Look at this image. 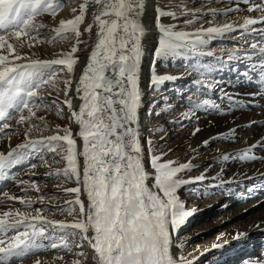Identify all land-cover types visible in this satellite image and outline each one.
<instances>
[{"label": "snow or ice", "instance_id": "snow-or-ice-1", "mask_svg": "<svg viewBox=\"0 0 264 264\" xmlns=\"http://www.w3.org/2000/svg\"><path fill=\"white\" fill-rule=\"evenodd\" d=\"M244 3L249 4L250 0H244ZM89 4L95 5V11L92 13V23L87 24L83 31L91 33L95 26L96 42L75 87L81 101L78 111L72 110V102L67 99L72 88L70 79L64 81L63 89L66 97L64 103L72 110L71 116L79 127L76 135L83 141L81 151L70 128L57 126L56 134L36 138L31 133L33 129L40 128L33 122V109L45 107L39 91L46 86L55 88L57 72L63 70L54 66L66 65L68 73L74 70L76 58H73V54L82 43L79 26L85 21ZM60 7V0H0V132L12 127L8 121L14 114H19L17 125H28L24 131L26 142L11 147L6 154L0 152V176H5L9 169L27 161L34 154L45 164V151L62 154L67 161L63 175L69 178L74 176L80 185L64 189L77 194L74 201H66V204L79 205V213L73 221L52 220L42 215L43 208L33 209L31 198L24 199L3 192V197L18 200L25 210L15 208L0 213V264H12L14 257L35 255L41 247L38 241L48 238L46 233L49 227L78 230L81 239L86 240L94 251L96 264H193V260H187L183 255L177 257L172 251L173 233L194 213V210L186 209L178 190L202 182L206 176L201 174L182 178L180 174L193 167L190 161L163 160L166 153L154 154L151 156L154 184L149 186L147 181L150 175L142 162L138 111L141 103V40L145 32L141 17L145 11V0H84L78 10L73 9V13L78 11L73 19L61 20L59 27L53 29L57 35L69 31L75 34L77 43L67 58L45 60L37 58L34 53H25L24 49L31 48L32 41L39 37V30L46 27L38 23L37 18L43 14L54 17ZM236 10H239L238 6ZM248 11L264 13V0L250 4ZM163 16L175 19L176 13L157 9V25L161 33L154 52L157 59L193 53L213 56L215 54L210 50L204 52L202 49L216 35L236 31L237 28L255 31L249 26L264 23V15H261L258 19L245 17L238 25L229 22L188 32L177 30L175 25L160 24V17ZM249 47L258 49L264 57V45L252 43ZM246 56L251 59L250 54L246 53ZM228 59L239 57L233 51ZM259 67L264 76V60ZM216 70L200 69L202 79L196 82L208 83L203 78ZM174 79L176 77L171 75L153 74L151 83L159 85ZM199 103L208 105L209 101ZM25 110L27 115L24 114ZM151 143L148 141L149 145ZM204 143L207 145L209 141ZM253 147L255 145L245 149L237 158L255 159ZM80 156L83 157L82 179ZM229 158L223 157L225 160ZM36 167L35 163L30 164V168ZM19 183L28 181L21 180ZM81 188L87 195V205L78 198ZM36 190L39 191L38 188ZM43 200V196L39 197L41 203ZM60 210L67 215L75 211L73 207ZM233 239L243 241L246 236L236 233ZM60 241L58 244L53 240L48 247L56 249L63 246L71 251L65 237L62 236ZM79 255L83 257V253ZM35 264L44 262L37 259ZM72 264H82V261L77 259Z\"/></svg>", "mask_w": 264, "mask_h": 264}, {"label": "rangeland", "instance_id": "rangeland-1", "mask_svg": "<svg viewBox=\"0 0 264 264\" xmlns=\"http://www.w3.org/2000/svg\"><path fill=\"white\" fill-rule=\"evenodd\" d=\"M161 1L164 2L166 0ZM83 2L84 0H60L62 7L58 9L54 17L49 14H43L38 17L37 22L46 25V27L39 30V37H37V40L32 41L33 46L31 48H25L24 52L27 54L34 53L37 58L45 60L61 58L59 56H61L62 52L67 55L68 51H64L63 48L61 49V47L57 45L66 41L68 42L66 43L68 47L72 48L73 46H76L77 40L75 34L69 31L57 35L53 29L59 27L61 20L73 19L74 16L78 14V11L73 13V9L78 10L79 5ZM167 2H169V0H167ZM147 3L149 2L145 0V12H147L146 14L148 17L150 16L151 11L149 5H146ZM161 9L168 11L164 6H161ZM94 11L95 5L89 4L85 21L79 26L82 32L79 39L82 43L78 45V51L73 55V58H76L73 72L68 73L66 65L54 66L57 69H63L62 71L57 72L55 88L49 86L42 88L39 91V96L43 97L45 107L39 110L33 109L35 112L34 117H43L45 120H48L50 127L53 128L55 132L57 126H60V128L71 129L72 125L75 123L71 116V111L74 110V103L76 102L75 95L73 93V88H71L67 96V99H70L72 102V110H70L64 103V100L66 99L63 94L64 81L70 79L73 87L79 79L74 80V76L80 57H82V55L87 57L90 56L92 42L96 38L97 29L94 26L91 33L84 32L83 29L87 24L92 23V13ZM175 13V19L171 16H163L160 21L166 25H175L176 29L180 30L184 25L183 18L185 15H183L182 12ZM160 36L161 35H159L158 38H160ZM216 37H219V35H216ZM216 37L213 39L215 40ZM45 41L47 44L46 48L55 45V53L52 54L53 56L48 54L47 49L44 46ZM210 41L211 39L209 42ZM209 42L202 51H205L209 46ZM142 43H144V40L141 41V47L144 54V44ZM45 50L46 52H44ZM203 56L206 55H197L193 53L190 55L186 54L184 56L169 57L167 59H157L154 56L153 63L151 64L154 73L156 75H171L176 77V79L165 81L163 84L159 85H153L150 83L140 87L141 92H143V90L145 92L146 88L150 90L149 94H152L151 98L147 97L150 100L143 103V100L145 99L142 98L143 100H141L140 103L142 104V112L148 121V137L152 139L150 145L151 150L149 149L150 155L148 156L149 162L152 155L166 153V155L163 156V160L171 159L181 163L189 161L192 163L193 167L190 171L180 174L182 178H193L206 173L208 176L213 175L212 178L206 177L202 182L189 184L178 190V195L185 203L186 209L190 211L194 210L193 215L187 219L178 231L173 233V239L177 243L176 246L181 250L180 256L183 255L187 260H193V264H240L241 261L246 258L256 259L262 257L261 259H264V233L261 235L258 233L257 241L260 243H253L251 247H248L251 251L250 253H246V257L238 255L237 253L235 254L236 260L234 262H232L229 256L228 258L230 260L226 257L227 255L233 256L234 253H236L235 251H241L243 247L249 245L247 244L245 246V243L249 241H242L240 243L238 241H233V239H228L231 229H246L248 226L254 224L253 222L260 220L264 216L263 188H257L256 192L251 195V193L247 191L249 187L248 184L245 186L243 185L241 189L239 187L230 188L231 182L230 180H227L228 177L232 176L230 172L227 173V171H225L226 177H220V175L216 173V169L222 163L237 166L244 165L246 160L238 159L237 157L240 154H233L232 150H234V148H232L223 152L221 155L222 158L219 162H213V158L219 154L217 150L225 148V146L221 147L224 141L220 139L211 140L205 148L201 146L198 154L189 151L191 147V133H193V129H196L194 126H197L199 123L198 114L203 110V104L198 102L206 99L201 90L205 89L207 85L212 83L213 79H209L207 76V85L196 82V85L192 86L193 88H198L196 97L193 96L195 94L194 91H192V87L188 88L184 85H180V81H182L181 79L186 74L185 64H192L199 70L202 68H208L206 64L208 62L207 59L211 57ZM65 58H67V56ZM198 79H202V77ZM189 89H191V91H188ZM185 97H190V101L194 98H198V102L195 106H193V104L184 105L186 102ZM37 102H39V98ZM58 111L60 114H58ZM247 111L251 110L248 109ZM24 114H28L27 110H25ZM206 114L207 113L203 112V115ZM216 115L219 118H222L227 114L218 111ZM18 118L19 114H14L13 118L8 121L12 127L9 130H5L0 135L1 138L5 137L4 140H7L2 148V152L5 154L11 147L26 142L24 131L28 125H17L16 121ZM242 137L243 135L241 134L239 140ZM142 148H144L143 145ZM58 151H60V149H58ZM43 155L47 160L46 164L34 154L27 161L9 169L11 171L10 178L5 177L0 182V201H2L0 202V213L15 208L25 210L24 205L20 204L18 200H8L3 197V192H8L10 196L23 197L24 199L31 198L33 200V209L43 208L44 211L42 215L49 219L73 221L74 217L79 213V205H69L66 204V201H74L77 198V194L66 192L64 189L74 188L80 185L76 183L74 176L69 178L63 175V170L67 167V161L62 158V154L57 155L56 153L45 151ZM258 155L260 156L261 154ZM224 156H229L230 158L225 160L223 159ZM78 160L82 178V166L80 165L81 156L78 157ZM33 163L37 165L35 169L30 168V164ZM58 172L60 175H57ZM32 173H35V175H32ZM21 180L28 181V183L21 184L19 183ZM33 182L35 186H33ZM252 185L254 184L251 183V186ZM36 188H38L39 191H37ZM233 191L236 193L238 191L239 197H245L243 202L239 201V204L232 205L235 202V199H230ZM41 196L44 197L42 203L39 201V197ZM78 198L84 202L81 193ZM228 199L231 202L229 203L231 207L226 210L220 209L222 204ZM243 205H247V207H245L244 210L237 211V209ZM69 207L75 209L72 215H67L66 212L60 210L68 209ZM11 234L12 233H9V235ZM46 236L48 238L38 241L39 244L43 243L47 246V249L44 252L41 253L40 251L35 255L30 254L24 258L12 260V264H35L37 259L44 262V264H72V261L77 259L81 260L82 264H94V251L86 240L81 239L78 230H64L59 227H49ZM62 236L67 240L68 248H70L71 251H68V249L63 246L56 249L48 247L53 240L60 244V238ZM233 242L234 245L232 246ZM217 244L222 246L214 247V245ZM78 245H80V247H78ZM242 252L244 251L242 250ZM80 253H83V257H87V259L84 260L83 257L79 255ZM57 254L59 257H62V259L50 258L47 260V258L53 257L52 255L57 257ZM203 255L204 257H202ZM198 258H201V260ZM196 260H199V262L196 263Z\"/></svg>", "mask_w": 264, "mask_h": 264}, {"label": "bare ground", "instance_id": "bare-ground-1", "mask_svg": "<svg viewBox=\"0 0 264 264\" xmlns=\"http://www.w3.org/2000/svg\"><path fill=\"white\" fill-rule=\"evenodd\" d=\"M146 5H149L151 14L147 17V12L144 11L143 16L141 17V22L144 25L145 32L142 37L144 40V54L141 59V66H140V87L142 85H148L151 83V77L154 73L152 70L151 64L153 63L154 59V52L156 47L158 46L159 38L158 36L161 35L159 27L157 25V9L161 6H164L165 9L168 11L173 12H182L185 17L183 18L184 25L180 30L194 32L201 27H209V26H220L224 23H234L236 25L242 23L243 18L251 17V18H259L264 13L260 11H252L249 12L248 8L250 4L260 3L261 0H250L249 4H245L244 0H169V2L161 0H147ZM175 5V6H174ZM177 5V6H176ZM239 7L237 11L236 8ZM231 9V11H228ZM180 14V13H179ZM183 17V16H182ZM161 20V17H160ZM159 20L160 24H163ZM191 20V23H185V21ZM166 25V24H163ZM167 26V25H166ZM251 29H255V31H249L241 28H237L236 31L227 32L223 35H219L216 37L215 40L211 39L209 42V46L205 49L204 52L211 51L215 55L210 56L211 58L207 59V67L208 68H215L216 71L211 72L210 74L206 75L203 79H206L207 76L209 79H213L211 86L207 85L205 89H202V93L205 95L206 99L208 100V105H202L203 110L199 115V123L196 129H193L192 138H191V147L190 150L194 154H198L201 146L205 148L211 140L213 139H220L224 141L221 147L224 149H219L217 152L219 154L213 158V162H219L222 158L223 152H226L232 148H234L233 154H241L245 149L252 147V154L255 156V159H248L245 161L243 165H230V164H220V166L216 169V173L220 175V177H226L225 171L227 173L230 172L232 176L228 177L227 180H230L231 187L230 188H242L243 185H249L247 191L253 195L257 188L264 189V76L261 75V70L259 65L261 64L264 57L259 54V50H252L249 45L252 43H258L264 45V23H258L256 25L249 26ZM179 30V29H178ZM95 33V32H94ZM222 36V37H221ZM146 37V38H145ZM141 40V41H142ZM48 41V40H47ZM68 41V40H67ZM96 42V38L92 42V48L94 47ZM68 42H61L57 46H60L61 49L63 48L64 51L67 50L70 53L71 48L67 46ZM245 43V44H244ZM46 41L44 42V46L46 48ZM55 45L46 48L48 54L55 53ZM91 48V49H92ZM235 51L236 56L239 59H228V55L230 52ZM46 52V50L44 51ZM61 52V51H60ZM247 54L251 55V59H248ZM65 55V56H62ZM74 55V54H73ZM66 53H61L59 57H66ZM203 57H208L203 56ZM88 57L82 55L79 59V63L76 67V73L74 76V80H77L83 68L86 67ZM206 60V59H205ZM255 65V67H254ZM186 67V74L181 79L182 81L180 85H184L186 87H192L196 85V80L201 78L199 69L192 64H185ZM79 81V79H78ZM76 82L73 85V93L75 95V103H74V110L78 111V107L81 103L79 97L75 93ZM204 85V86H205ZM202 88V87H200ZM204 88V87H203ZM194 91L193 96L196 97L198 88H193ZM145 92H141V100L143 103L145 101L150 100L149 98L152 97L150 95V90L145 88ZM188 91H191L189 89ZM200 92V91H199ZM149 94V96H148ZM149 97V98H147ZM201 97V96H200ZM231 97V99L229 98ZM143 98V99H142ZM186 99V100H185ZM185 103L193 104L195 106L198 102V98H194L190 101V97H185ZM202 100V101H203ZM200 102V101H199ZM198 102V103H199ZM256 102V103H255ZM138 111L139 117V133H140V142L141 146L143 145V164L145 166V170L149 173L150 178L147 181L149 186L154 184V179L152 178L154 175V169L151 167V160L149 162V155H150V145L148 141H152L151 138L148 137V129H147V118L142 112V104ZM215 105V107L213 106ZM197 108V107H195ZM250 109L251 111H247ZM218 111H222L226 113L225 117L219 118L216 114ZM203 112L207 113L203 115ZM222 114V113H219ZM206 117V118H205ZM33 122L37 125H40V130H33L31 133L33 138L38 136H49L56 134L55 130L50 127V123L48 120H40L38 117H33ZM49 123V124H48ZM53 125V124H52ZM56 128V127H55ZM199 129V131H196ZM72 133L77 140L78 149L82 151L83 141L82 138L78 137L76 133L79 131V127L77 124L72 125ZM3 132H0V135ZM243 135V137L239 140V136ZM3 138V137H2ZM0 137V152H2V148L4 147L7 140H4L5 137L2 139ZM205 141H209L207 145H205ZM239 143V144H237ZM237 144V145H236ZM258 154H261L260 156ZM145 155V156H144ZM80 165L83 169V157L81 156ZM213 165V164H212ZM214 168V167H213ZM81 169V170H82ZM204 170V169H203ZM207 174V173H206ZM206 177L212 178L213 175ZM209 174V173H208ZM11 171L8 170L5 176H0V182L3 178L7 177L10 178ZM82 179V178H81ZM251 183L254 185L251 186ZM155 190V189H153ZM235 191V189H234ZM232 192L230 199H235L234 204H239L238 202H243L245 197H239L238 191ZM245 191V192H247ZM81 195L87 205V195L81 188ZM239 198V199H238ZM238 199V200H237ZM234 201V200H233ZM230 200L228 199L226 202L222 204L220 209L226 210L230 208L231 205ZM247 205L240 206L237 211L244 210ZM254 224L248 226L246 229L238 230V229H231L228 239H233L236 233H244L246 239L243 241L246 247H243L241 251H235L233 256L227 255L226 257L231 258L232 262L236 260V255H247L246 253H250L248 247H251L252 244H258V233H264V216L260 220L253 222ZM227 239V240H228ZM236 242V240L233 239ZM242 242V241H238ZM232 243V242H231ZM42 244V245H41ZM41 247L37 253L41 251L44 252L47 249V246L41 243ZM176 241L173 239V253L177 257L180 256V249L176 246ZM234 245V242L232 246ZM221 250V249H220ZM242 250L244 252H242ZM63 251V249H62ZM206 254V253H205ZM30 255V254H29ZM28 256V255H26ZM24 256V257H26ZM53 257L47 258H59L52 255ZM225 256V255H223ZM20 257V258H24ZM204 257V255L202 256ZM246 257V256H245ZM264 257V254H263ZM20 258H13L20 259ZM35 258V257H34ZM195 258V257H194ZM193 258V259H194ZM228 258V259H229ZM262 257H258L256 259L246 258L241 261L240 264H263L264 259ZM37 259V258H36ZM201 260V258H198ZM190 260V259H189ZM196 260V263L199 262ZM230 260V259H229ZM194 262V261H193ZM240 262V261H239ZM94 264H96L94 260Z\"/></svg>", "mask_w": 264, "mask_h": 264}]
</instances>
